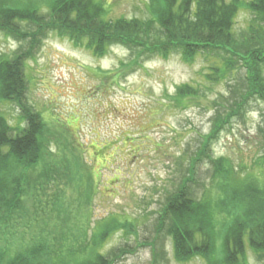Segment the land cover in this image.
I'll return each instance as SVG.
<instances>
[{
    "label": "rangeland",
    "instance_id": "obj_1",
    "mask_svg": "<svg viewBox=\"0 0 264 264\" xmlns=\"http://www.w3.org/2000/svg\"><path fill=\"white\" fill-rule=\"evenodd\" d=\"M95 1L110 21H147L156 7L152 0ZM247 1L242 0L235 18L238 38L252 16ZM3 2L35 3L44 17L41 21L50 20L52 0ZM38 26L18 22L15 29L28 35ZM33 46L31 40L19 41L0 30V55L32 54L26 58L24 99L43 116L50 151L22 173L27 176L23 192L12 206L17 221L0 228V250L27 254L43 241L51 248L60 242L88 249L96 225L115 217L129 229L116 231L103 244L112 264H151L154 253L156 264H226L224 257L229 255L233 264H264V250L250 245L249 228L235 231L243 241L241 248L235 246L232 225L249 217L231 218L234 210L228 202L213 220L215 229L208 239L214 245L211 259L197 253L180 257L172 238L158 228L161 213L183 188V198L210 199L215 205L213 201L223 195L221 166L228 167V182L235 189L246 179H264V102L248 101L243 115L220 126L232 109L239 108L241 95L248 96L247 72L239 62L225 81L211 83L206 76L218 63L205 53L190 62L180 53L146 58L137 48L117 43L99 57L53 31L40 33ZM260 68L263 79L264 64ZM186 84L201 90L200 95L179 102L177 88ZM0 112L13 127L26 125L15 102L0 99ZM214 127L216 134L204 147ZM194 158L197 163L192 167ZM130 229L136 232L129 233ZM125 246H132L133 253H116Z\"/></svg>",
    "mask_w": 264,
    "mask_h": 264
},
{
    "label": "trees",
    "instance_id": "obj_2",
    "mask_svg": "<svg viewBox=\"0 0 264 264\" xmlns=\"http://www.w3.org/2000/svg\"><path fill=\"white\" fill-rule=\"evenodd\" d=\"M152 3L156 7L152 8L153 16L147 21H110L106 19L104 7L95 0H52L50 20L41 21L44 17L39 15L35 3L19 5L27 7L24 8L15 2H12V6L4 5L7 3L0 0V30L19 41L31 40L32 46L40 33L53 31L70 39L77 46H85L99 57L106 54L107 47L117 43L132 50L137 48L146 58H166L173 53H180L190 62L197 54L205 53L218 63L206 76L211 83L225 81L239 62L247 72L245 83L248 96L241 95L243 101L239 108L232 109L220 126L230 124L232 118L243 115L248 101L256 98L264 102V78L261 79L259 74L260 65L264 64V0L246 2L252 16L248 29L240 38L236 36L234 24L242 0H152ZM18 22L36 23L39 26L36 32L27 35L15 29ZM30 55L32 54L28 51L11 58L0 55V99L15 102L26 122L25 126L13 127L0 112V228L17 221L15 216L18 213L12 206L23 192L20 188H23L22 181L27 176L22 173L25 169L30 170V167H34L50 152L46 148L48 140L44 135L43 116L28 106L24 99L27 88L26 58ZM200 92L198 88L186 84L177 88L176 98L182 102L184 98L197 97ZM233 93L234 96L237 95ZM219 124L215 123L216 128L220 127ZM216 128L206 137L204 147L214 138ZM262 159L264 163V156ZM195 160L194 158L192 167ZM190 170L192 174L193 170ZM219 171L223 180L219 187L223 195L216 201L212 200L215 205L210 199L203 202L191 196L183 198V188L179 192L181 195H175L161 213L158 228L172 238L175 250L182 258L197 253L211 259L214 245L209 244L208 239L215 229L213 220L218 213H224L222 204L227 202V206L234 210L229 213L231 218L234 215L242 221V217H249L238 226L235 223L232 225L235 246L241 248L243 245L239 233H235L241 232L243 226L245 229L249 228L251 247L264 250V179H256L257 182L246 179L237 184L235 189L228 182L231 176L228 167L221 166ZM32 188L37 191L38 187L32 186L30 189L33 190ZM56 197L58 202L59 198ZM221 198L224 199L220 202ZM120 222L122 221L115 217L99 222L88 249L83 245L79 248L60 245L58 241L59 245L51 248L48 244L50 242L43 241L38 242L27 254L11 255L10 249L1 247L0 264H112L111 255L103 251V244L116 231L129 229L126 224H118ZM130 230L129 233L136 232V229ZM198 240L200 241L197 242ZM152 246L156 248V242H152ZM133 251L132 246L116 249L119 255ZM156 257L154 253L151 264H156ZM228 258L233 259V256L224 257L225 263L233 264Z\"/></svg>",
    "mask_w": 264,
    "mask_h": 264
}]
</instances>
